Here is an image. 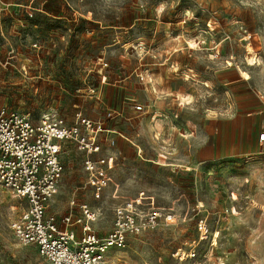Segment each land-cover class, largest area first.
Listing matches in <instances>:
<instances>
[{
	"label": "rangeland",
	"instance_id": "1",
	"mask_svg": "<svg viewBox=\"0 0 264 264\" xmlns=\"http://www.w3.org/2000/svg\"><path fill=\"white\" fill-rule=\"evenodd\" d=\"M8 1L0 107L30 112L35 122L54 110L68 126L81 115L119 131L113 148L103 146L121 154L98 197L86 152L63 142L64 174L49 212L79 215L87 204L99 235L127 202L160 212L157 228L110 250L115 264H264V0ZM109 111L120 115L107 118ZM230 119L234 129L244 123L248 143L197 161L194 136L221 138ZM23 205L0 192V264H51L12 232Z\"/></svg>",
	"mask_w": 264,
	"mask_h": 264
},
{
	"label": "built area",
	"instance_id": "2",
	"mask_svg": "<svg viewBox=\"0 0 264 264\" xmlns=\"http://www.w3.org/2000/svg\"><path fill=\"white\" fill-rule=\"evenodd\" d=\"M10 4L0 0V19ZM144 108L134 105L137 112ZM116 115L120 113L106 114L110 119ZM78 118L77 125L68 126L52 110L35 122L30 112L0 107V192L10 193L24 203L11 224L16 239L24 246H36L51 264H115L116 259L109 257L110 250L126 247L130 236L157 228L162 215L158 211L143 213L140 199L127 202L115 209L112 230L99 235L93 229L97 213L87 204L78 205L79 215L70 212L59 218L49 212L64 174V141H75L86 152L83 168L95 196L108 185L109 173L115 168L116 156L101 153L103 140L109 147L116 145L112 136L116 132L107 129L103 120L81 115ZM263 140L264 132L260 135ZM71 206H77L74 200Z\"/></svg>",
	"mask_w": 264,
	"mask_h": 264
},
{
	"label": "crops",
	"instance_id": "3",
	"mask_svg": "<svg viewBox=\"0 0 264 264\" xmlns=\"http://www.w3.org/2000/svg\"><path fill=\"white\" fill-rule=\"evenodd\" d=\"M183 95L187 97V94H183ZM178 100H180L179 102L182 101L181 98H178ZM133 109H134V106H133ZM222 125H223L222 127L223 129L221 132V138L215 135L214 139L210 140V137H208L204 139V143H202L203 140H202V135L200 133H199L200 136H197V137L196 135L194 136L193 151H194L195 158L197 159V161L201 162V161L211 160L214 158H219L222 155H225L227 153L230 154L234 150H237V149L242 150L246 142L248 143L249 139L248 141H246V137H248L247 136L248 134H247V131L245 130V126H244V123H242V121L237 122L236 125L238 127L236 129H234L235 124L232 119L227 121V123H223ZM107 129H111V128L108 127ZM111 130L115 131L116 133H119L117 129H111ZM116 133H113L112 136L114 137V134ZM219 133H220L219 131L216 132V134H219ZM254 136H255L254 137L255 141H258V137H256V133ZM102 144L104 146L106 144V141L103 140ZM103 151L101 155H104ZM120 154L121 153L115 154L116 161H118V159L120 158Z\"/></svg>",
	"mask_w": 264,
	"mask_h": 264
},
{
	"label": "bare ground",
	"instance_id": "4",
	"mask_svg": "<svg viewBox=\"0 0 264 264\" xmlns=\"http://www.w3.org/2000/svg\"><path fill=\"white\" fill-rule=\"evenodd\" d=\"M241 70V69H240ZM244 73V71H241V74H243ZM190 101H188L187 103H189Z\"/></svg>",
	"mask_w": 264,
	"mask_h": 264
}]
</instances>
